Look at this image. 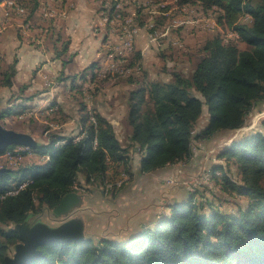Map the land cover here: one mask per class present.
Returning <instances> with one entry per match:
<instances>
[{
	"label": "trees",
	"instance_id": "trees-1",
	"mask_svg": "<svg viewBox=\"0 0 264 264\" xmlns=\"http://www.w3.org/2000/svg\"><path fill=\"white\" fill-rule=\"evenodd\" d=\"M176 2L182 7L195 5L203 13H215L214 28L221 26L236 36L227 39L228 34H211L196 62L190 55L194 64L190 73L174 69L166 81L148 79L142 51L134 52V41L128 63L121 67L129 69L124 79L132 86L127 101V145L122 144L106 118L98 112L90 115L84 105L78 141L75 139L79 136H65L62 130L51 131L46 126L43 133H48L47 141L40 142L36 149L30 148V154L48 159L44 163H24L23 159L0 177V264H5V257L19 241L15 225L30 221L46 209L54 211L64 196L78 193L79 187L105 186L123 171L131 175L129 161L134 153L139 154L140 169L145 174L187 164L195 156V143L205 144L218 134L239 131L252 111L264 105V0ZM42 7L40 0H17L13 9L22 15L29 11L26 17L33 24L37 14L39 20L47 21L43 10L40 12ZM111 9L114 13L124 10V0L113 1ZM126 14L121 17L123 22ZM138 26L144 27L143 23ZM153 29L148 36L156 33ZM93 30L97 32L94 27ZM176 41L170 47H179L180 41ZM69 43L62 42L61 51L56 45V58L65 56ZM239 43L246 47L241 48ZM161 47L162 44L157 49ZM132 55L134 60H130ZM69 57L64 64L69 63ZM18 63L16 57L2 72L1 87L11 89L15 85ZM95 66L90 71L103 67ZM87 73L80 75L81 79L86 81ZM116 75L119 72L111 71L104 78L92 74L89 83H109ZM78 77L73 76L74 83ZM26 87H21L20 92L24 93ZM21 107L28 108L19 104L1 110L0 122ZM204 114L206 124L199 128ZM61 141L65 143L59 144ZM16 147L12 145L8 150ZM23 155L29 156V151H23ZM218 157L224 162L204 172L220 185L222 192L245 198L236 212L214 206L206 211L210 200H199L197 191L188 190L185 198L169 205L168 213L130 238L96 241L86 236L83 243H51L41 246L42 256L27 264H264V132L234 138ZM109 163L122 166L117 177H107ZM232 168L236 173L231 172ZM28 182L31 183L17 194H8Z\"/></svg>",
	"mask_w": 264,
	"mask_h": 264
},
{
	"label": "rangeland",
	"instance_id": "rangeland-1",
	"mask_svg": "<svg viewBox=\"0 0 264 264\" xmlns=\"http://www.w3.org/2000/svg\"><path fill=\"white\" fill-rule=\"evenodd\" d=\"M113 1L115 0H40L43 4L40 12L43 10L44 16H47L46 18L48 19L47 21H41L39 20V14H37L33 24L26 17L29 11L25 12L26 15L18 13L21 12L20 10L15 12L13 6L14 4L17 5V0H4L0 3V111L6 108H15L19 104L28 106L27 109H23L22 107L21 109L17 108V111H14L13 114L2 119L1 123L5 127L30 133L39 143L47 141L49 135L48 133H43L46 126H49L51 131L62 130L65 136L71 137L75 133L79 135L81 133L79 119L83 115V105L91 112L90 115H94L96 109L93 107V104L96 106V99L100 97L103 89L111 90L108 91V95H105L106 97L101 96L98 103L100 104L104 100V103H107V105L105 104L106 107H103L102 111L110 113L111 116H116L118 114L116 106L125 102V94L123 93L132 88L128 81L126 82V79H124L123 74L127 73L126 70L121 69L117 65L113 72H119V75H116L109 83L99 84L96 80L90 84L89 79L92 77V74L99 73L101 70L96 69L92 71L97 67L95 65L103 66L104 70H107L108 66L111 65L110 70L112 71V65L117 60L114 61L116 55L112 54L111 58L114 62L110 64L111 58L108 51L111 47L115 48V44L122 42L123 38H125L123 34L124 29L120 25L124 24L121 17L126 13L128 17L126 16L125 24H127V21H133L130 26L136 31L135 50H133L134 52L138 50L142 51L143 69L146 71L150 81H166L170 78L174 69L185 70L189 74L194 66L192 62H196V59L199 57L206 38L216 32H221L223 36L230 32V30H226L221 26L212 28L210 24L213 22L212 18L216 21L215 13H203L195 5L182 7L176 0H124V10L114 13L111 9ZM107 7L108 9H105ZM15 9H18V7ZM68 10H75L79 13V22L78 24L76 22L74 24H77L75 29L80 36H86L91 31L88 22L92 21L93 14L91 11L95 12L96 16L93 27L97 29V32L93 30V27L92 30L95 34H101L104 47V55L102 56H104L105 60L102 57L103 62H96L88 68L85 67L86 69L81 68L72 72V74L75 73L74 75L78 77L84 74V72L87 73L89 71L87 73L88 79L86 81L78 79V83L76 82V84L72 80L74 75H71L69 78L62 77L60 79V73L52 72L50 77V72L47 75L46 71L45 73L42 71L44 67V63L42 62H39L33 70L30 69V66L39 54L38 51L56 56V45L60 47L59 50L61 51L62 42L70 40L68 36L70 33L68 31L65 34H61V29L66 23L64 20L68 19ZM65 13L66 15H64ZM244 20H247V18ZM139 23H143L144 27L140 28L138 26ZM133 24L137 27H133ZM152 28H154L153 32L158 33L159 36L162 37L164 35V37L159 39V42L162 44L160 49H157L161 45L160 43L156 44L149 41L148 35L152 32ZM178 28H181L179 32L173 31L172 33V30H177ZM169 35L171 36L168 39ZM87 36L84 37V41H86ZM175 40L180 41V46L170 47V43ZM183 44L186 45V48H180ZM239 46L241 48L246 47L244 43H239ZM161 53H164V56L160 55ZM190 55L194 57L192 62H190ZM16 57L22 58L21 73L16 76L15 85L11 89L3 88L1 87V81L3 80L2 72ZM67 57L68 55L65 54V58ZM130 60H134V55H132ZM93 66L94 68H92ZM90 69L92 70L90 71ZM104 70L102 71V75L97 74L99 78L106 77L104 76ZM23 86L27 87L24 93H21L20 88ZM96 86L98 87L96 88ZM22 94H24L23 98L21 97ZM59 103L63 105L64 112L61 111L62 109L56 107ZM30 118H33L35 122L32 123ZM205 124L206 118L204 114L199 128H202ZM127 129L119 128L118 130L123 145L129 143L127 133H125ZM256 131L264 132V105L258 106L252 111L239 131L218 134L214 139L205 144L201 142L195 143V155L201 156L199 163H202V166H197V159L192 164L190 162L187 164L182 162L178 165V168H180L178 175L180 176L177 178H175L176 175L168 177L164 183L166 182L170 188H182L184 186L190 192L197 191L199 200L202 198L204 202L209 200L211 202L205 207L206 211L214 206V208L218 207L220 210L228 213L236 212L237 205L239 203L242 204L245 198L227 195L222 192L220 185L215 180H210L209 177L211 178V176L209 174L205 175L204 171L211 168L213 164L224 162V160L219 159L218 154L234 138L247 136L251 132ZM64 143L61 141L59 144ZM136 154L134 153L133 156L136 157ZM24 159V163H44L48 158L36 156L33 153V155H29ZM3 161L9 168L17 166V164H10L8 160ZM224 165L229 170L228 164L224 163ZM121 170L122 166L119 164H110L107 177H117ZM231 172L236 173L234 168L231 169ZM182 175L183 177H181ZM171 179L176 180V183L169 184ZM80 180L84 181V177H81ZM111 183L112 180H110L109 184ZM127 183L121 186L122 188L117 189L116 187H112L114 188L112 189L107 183L105 186L93 184L82 188L79 187L77 190L81 197L83 196V200L68 216H55L53 211L46 209L40 215L32 217L30 221L41 219V221L54 226L69 218L78 217L87 221V228L85 230L87 237H91L96 241H99L101 238L125 240L140 233V231H136L137 226H134V222H127L129 215H124V213L121 215L120 212L122 210L118 212L117 207L112 203L115 201L113 199L115 198L114 192L116 191V195H118ZM181 190L178 189V192ZM162 205L164 208V203ZM13 254L14 248L10 249L8 255Z\"/></svg>",
	"mask_w": 264,
	"mask_h": 264
},
{
	"label": "crops",
	"instance_id": "crops-1",
	"mask_svg": "<svg viewBox=\"0 0 264 264\" xmlns=\"http://www.w3.org/2000/svg\"><path fill=\"white\" fill-rule=\"evenodd\" d=\"M91 12L93 14L92 21L90 23L88 22L91 31L89 32V34H87L88 36L86 35L87 38L86 41H84V37L86 36H80L75 29V27L79 22L78 21L79 13L76 12L75 10H68V16H67L68 19L64 20V22L66 23L65 26L61 29V34L62 33L65 34L66 31L70 33L68 34V36L70 37V40H68L70 42L69 43L70 45H69V50L66 53L68 57L71 55V57H69L70 58L69 63L67 64L63 63L65 56L58 59L55 56L49 55V53H41L38 51L39 54L38 56H36L34 63L30 66V69L33 70L35 66L38 65L39 62H42L44 63L43 65L44 67L42 71L44 73L46 71L47 75L50 72L49 74L50 77L52 72L60 73V75L63 73L65 74V77H68V75L71 76L75 74V73L72 74L73 71H77L78 69L85 67L88 68L89 66H92L96 62H100V63L103 62V59L105 60L104 56H102L104 55L103 38H101L100 36L101 34H95L94 31L92 30L96 15L94 11ZM75 22L77 24H74ZM21 64H22V58L19 59L17 76L21 73V68H20ZM78 79L83 80L79 76L75 80V84ZM72 80L74 79L72 78ZM110 90L111 89H106V90L103 89V92L100 94V97L99 98L97 97L96 99L98 105L96 104L95 106L93 104V107H95L97 112L100 113L115 127L116 133L119 137V133H118L119 128H123V129L128 128L126 119H127V101L130 90L123 93L125 94V96L123 95L125 97V102L121 103V105L116 106L117 107L116 110H118V114L116 116L114 115L111 116L110 113H104V111H102L103 107H106L107 105V103H104V100H102V103L100 104L98 103L99 99H101V96H105L106 94L108 95L109 94L108 91ZM108 107H110V105H108ZM58 108L62 109L61 111L64 112L63 111L64 107L61 103H59ZM128 132L129 129L125 131V133ZM77 136H79L77 133L72 134V137L74 138ZM119 139L121 140L120 137ZM196 155L192 158L190 164H192V162L197 159L196 160L197 166L200 167V165L202 166V163L201 164L199 163V159L201 156L198 157ZM130 158H131L130 181L123 188V190L120 191L118 195H116L115 193V198H113L115 201L112 203H114V205L117 207L116 209L118 210V212L122 210L120 212L121 215H123V213L124 215L125 214L129 215L127 222H134L135 224L134 226H137L136 231H142L147 226L155 223L159 218L162 217V215L168 213L170 211L169 205L172 204L174 200H180L182 198H185L188 193V190L184 186H182V188L181 187L170 188L169 185L166 184V182L164 183L165 179H167L168 177H172L176 175L175 178H177L178 176H180L178 175V173L180 172V168H178V165L169 166L162 170L145 174L142 173L140 169L139 154H136V157L131 155ZM181 177H183V175ZM80 182L83 183L84 181L80 180ZM178 189L179 190L182 189V190L178 192ZM163 203H164V208L162 205ZM118 208H123V209H118ZM83 221L85 223V230H86L87 221H85V219Z\"/></svg>",
	"mask_w": 264,
	"mask_h": 264
},
{
	"label": "water",
	"instance_id": "water-1",
	"mask_svg": "<svg viewBox=\"0 0 264 264\" xmlns=\"http://www.w3.org/2000/svg\"><path fill=\"white\" fill-rule=\"evenodd\" d=\"M12 145L36 149L39 142L32 134L9 129L0 122V152ZM9 171V167H0V177ZM81 202V196L77 192H71L64 196L53 212L55 216H68ZM14 231L18 234L19 241L14 247V254L5 257V264H27L42 256L41 246L51 243L86 241L85 223L78 217L69 218L54 226L40 220L26 221L15 225Z\"/></svg>",
	"mask_w": 264,
	"mask_h": 264
},
{
	"label": "built area",
	"instance_id": "built-area-1",
	"mask_svg": "<svg viewBox=\"0 0 264 264\" xmlns=\"http://www.w3.org/2000/svg\"><path fill=\"white\" fill-rule=\"evenodd\" d=\"M212 21H213L212 22L213 25L210 24V26L212 28H214V18H212ZM123 25H124L123 26V29H124L123 34H124L125 38H123L122 42H119L118 44H115L116 47L118 46L117 48L115 47L116 49L112 47V50L108 51V53H110L109 54L110 58H111L112 54L116 55V58L114 59V61L117 60V62L112 65V71L116 69L117 65H119V67H122L125 63H128V58L127 57L132 52L131 49H130V39L131 38H129V28L125 27V22H124ZM162 37L161 36H159V37H151V38H149V41L157 44V43H160L159 39L162 38ZM114 61L111 58L110 64L113 63ZM110 66H108L109 68L107 70H104V68L101 67V70L99 71L98 75H102L103 74L102 73L103 70H104V73L111 72ZM15 150L29 151V155H30V148H28V147L18 146L15 149H12V150H8L7 149V155H0V167H5V164L3 163L4 162L3 160H23L24 159V158L23 159H16L15 158ZM123 178H125V176ZM205 179H206V176H205ZM175 183H176V180H174V179H171L169 181V184H175ZM16 190L17 189L12 190V192H14Z\"/></svg>",
	"mask_w": 264,
	"mask_h": 264
},
{
	"label": "bare ground",
	"instance_id": "bare-ground-1",
	"mask_svg": "<svg viewBox=\"0 0 264 264\" xmlns=\"http://www.w3.org/2000/svg\"><path fill=\"white\" fill-rule=\"evenodd\" d=\"M215 24H216V22L214 21V26H215ZM125 27H128L129 28V38H131L130 39V49L132 50V48H133V43H134V41H135V33H136V31L129 25V21H127V24L125 25ZM164 32V31H163ZM236 36V34L235 33H233V32H231V33H229L228 35H227V39H230V38H233V37H235ZM151 37H159V35H158V33H155L154 35H150L149 36V38H151ZM229 41V40H228ZM110 50H112V47H111V49ZM129 67V66H128ZM121 68V67H120ZM122 68H123V66H122ZM121 68V69H122ZM124 70H126V72L128 73L129 72V69H124ZM116 71H118V70H116ZM123 71V70H122ZM125 72V73H126ZM109 72H106L105 73V75L104 76H107V74H108ZM126 73V74H127ZM97 74H98V72H97ZM123 74V73H122ZM124 76H125V74H124ZM102 78H104V77H102ZM79 139H81V137L79 136V137H77L75 140L76 141H78ZM64 142V141H63ZM4 153H0V155H7V150H5V151H3ZM31 155V154H30ZM25 156L23 155V151L22 150H15V158L16 159H23ZM9 161V163L10 164H14V165H16L17 163H19L20 161H22V160H8ZM120 177L117 179V180H115V181H112V183L111 184H109V182H107V185L109 186V187H116V189L117 188H120L121 186H123L128 180H129V175H128V173L127 172H123V173H121V175H119ZM125 176V178H123ZM116 177V176H115ZM110 178V177H109ZM108 181V180H107ZM29 183H31V182H28V183H25V184H21L20 186H19V188L16 190V191H14V192H12V191H10V192H8V194H10V195H15V194H17L21 189H23L26 185H28ZM106 185V184H105ZM122 188V187H121ZM110 189V188H109ZM112 189H114V188H112ZM111 189V190H112ZM12 192V193H11Z\"/></svg>",
	"mask_w": 264,
	"mask_h": 264
},
{
	"label": "flooded vegetation",
	"instance_id": "flooded-vegetation-1",
	"mask_svg": "<svg viewBox=\"0 0 264 264\" xmlns=\"http://www.w3.org/2000/svg\"><path fill=\"white\" fill-rule=\"evenodd\" d=\"M32 222V221H31Z\"/></svg>",
	"mask_w": 264,
	"mask_h": 264
}]
</instances>
